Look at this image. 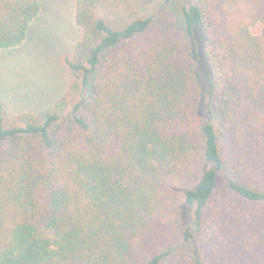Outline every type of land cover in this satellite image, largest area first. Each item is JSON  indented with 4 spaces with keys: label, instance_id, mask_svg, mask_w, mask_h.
Segmentation results:
<instances>
[{
    "label": "trees",
    "instance_id": "1",
    "mask_svg": "<svg viewBox=\"0 0 264 264\" xmlns=\"http://www.w3.org/2000/svg\"><path fill=\"white\" fill-rule=\"evenodd\" d=\"M74 7L63 96L0 102V264H264V0ZM39 10L0 0V50Z\"/></svg>",
    "mask_w": 264,
    "mask_h": 264
},
{
    "label": "rangeland",
    "instance_id": "2",
    "mask_svg": "<svg viewBox=\"0 0 264 264\" xmlns=\"http://www.w3.org/2000/svg\"><path fill=\"white\" fill-rule=\"evenodd\" d=\"M39 5L24 43L0 50V102L9 118L49 111L68 88L64 58L81 37L74 0H39Z\"/></svg>",
    "mask_w": 264,
    "mask_h": 264
}]
</instances>
